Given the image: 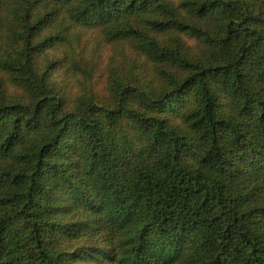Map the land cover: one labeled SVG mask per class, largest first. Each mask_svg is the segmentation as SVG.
Instances as JSON below:
<instances>
[{
	"label": "trees",
	"instance_id": "16d2710c",
	"mask_svg": "<svg viewBox=\"0 0 264 264\" xmlns=\"http://www.w3.org/2000/svg\"><path fill=\"white\" fill-rule=\"evenodd\" d=\"M74 27L158 77L71 99ZM0 264H264V0H0Z\"/></svg>",
	"mask_w": 264,
	"mask_h": 264
},
{
	"label": "rangeland",
	"instance_id": "374dc122",
	"mask_svg": "<svg viewBox=\"0 0 264 264\" xmlns=\"http://www.w3.org/2000/svg\"><path fill=\"white\" fill-rule=\"evenodd\" d=\"M36 8L40 15L50 10L48 5L41 3L37 4ZM53 33L55 34V30ZM44 35L50 36L51 33L46 31ZM167 39V35H161L158 40L165 44ZM182 39L190 46L195 45L193 39ZM38 61L41 69H46L50 63H56V68L52 71L55 73V81L67 89L71 99H76L82 93L83 87L80 84H86V79H91L83 73H74L76 64L94 71L92 86L87 87L94 89L101 101L109 97L108 78L113 69L118 71L119 77L136 83L146 84L150 79L158 77L156 65L149 62L130 41L111 43L96 29L72 28L67 39L58 43L55 48L46 47ZM9 92L21 94L20 90L12 86L9 87Z\"/></svg>",
	"mask_w": 264,
	"mask_h": 264
}]
</instances>
